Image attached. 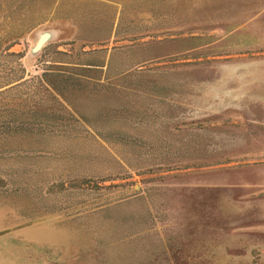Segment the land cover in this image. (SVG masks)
<instances>
[{
    "label": "rangeland",
    "instance_id": "1",
    "mask_svg": "<svg viewBox=\"0 0 264 264\" xmlns=\"http://www.w3.org/2000/svg\"><path fill=\"white\" fill-rule=\"evenodd\" d=\"M0 264H264V0H0Z\"/></svg>",
    "mask_w": 264,
    "mask_h": 264
},
{
    "label": "trees",
    "instance_id": "2",
    "mask_svg": "<svg viewBox=\"0 0 264 264\" xmlns=\"http://www.w3.org/2000/svg\"><path fill=\"white\" fill-rule=\"evenodd\" d=\"M5 113L6 114H11L10 112H7V111H5ZM21 113H23V112H20L19 114H21ZM13 114H16V113H13ZM15 117H12L11 119H13V122L14 121H16V120H18V115H14ZM22 119H20L17 123H15V125H14V127H15V129L16 128H19V124L18 123H20V121H21ZM15 129H13V131L16 133V130ZM12 137H14V134H13V136Z\"/></svg>",
    "mask_w": 264,
    "mask_h": 264
},
{
    "label": "water",
    "instance_id": "3",
    "mask_svg": "<svg viewBox=\"0 0 264 264\" xmlns=\"http://www.w3.org/2000/svg\"><path fill=\"white\" fill-rule=\"evenodd\" d=\"M46 40V35H41L36 43V47L39 48L43 45Z\"/></svg>",
    "mask_w": 264,
    "mask_h": 264
}]
</instances>
